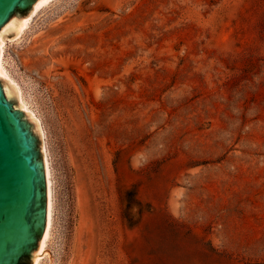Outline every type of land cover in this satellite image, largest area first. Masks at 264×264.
Here are the masks:
<instances>
[{
	"label": "rangeland",
	"instance_id": "rangeland-1",
	"mask_svg": "<svg viewBox=\"0 0 264 264\" xmlns=\"http://www.w3.org/2000/svg\"><path fill=\"white\" fill-rule=\"evenodd\" d=\"M3 65L49 159L40 264H264V0H50Z\"/></svg>",
	"mask_w": 264,
	"mask_h": 264
},
{
	"label": "water",
	"instance_id": "water-1",
	"mask_svg": "<svg viewBox=\"0 0 264 264\" xmlns=\"http://www.w3.org/2000/svg\"><path fill=\"white\" fill-rule=\"evenodd\" d=\"M46 0H0V45ZM48 193L37 122L0 76V264H34L47 222Z\"/></svg>",
	"mask_w": 264,
	"mask_h": 264
},
{
	"label": "bare ground",
	"instance_id": "bare-ground-1",
	"mask_svg": "<svg viewBox=\"0 0 264 264\" xmlns=\"http://www.w3.org/2000/svg\"><path fill=\"white\" fill-rule=\"evenodd\" d=\"M50 0H46L42 3H40L32 12L31 14L24 19L23 25L21 30L19 31V33L14 37H18L22 31L26 28V26L28 25L29 20L39 11L41 10ZM6 40L7 39H3L1 45H0V76L5 79L6 81L9 82V84L13 87H15L16 92H17V98H18V103L22 108V111L27 113L28 115H30L36 122L39 128V132L41 135V145H42V153H43V159H44V170H45V177H46V185H47V193H48V204H47V222H46V228H45V232L43 235V239L40 245V250H39V257L35 260L34 264H40L41 259H43V257L45 255H47V246H48V242H49V238L51 235V228H52V218H53V190H52V179H51V173H50V166H49V159H48V155L46 153V149H45V142L43 139V131H42V127L40 125L39 119L32 113V111H30L27 107L25 102L22 99V96L20 94V90L17 87V85L8 79L7 75H6V71L4 69V65H3V53H4V48H5V44H6Z\"/></svg>",
	"mask_w": 264,
	"mask_h": 264
},
{
	"label": "clouds",
	"instance_id": "clouds-1",
	"mask_svg": "<svg viewBox=\"0 0 264 264\" xmlns=\"http://www.w3.org/2000/svg\"><path fill=\"white\" fill-rule=\"evenodd\" d=\"M135 211H137V209L134 207V208H133V212H135Z\"/></svg>",
	"mask_w": 264,
	"mask_h": 264
}]
</instances>
